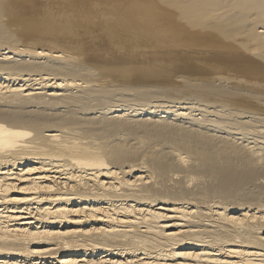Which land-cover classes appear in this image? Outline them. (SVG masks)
Masks as SVG:
<instances>
[{"label": "bare ground", "instance_id": "1", "mask_svg": "<svg viewBox=\"0 0 264 264\" xmlns=\"http://www.w3.org/2000/svg\"><path fill=\"white\" fill-rule=\"evenodd\" d=\"M33 1L0 0V264H264V0Z\"/></svg>", "mask_w": 264, "mask_h": 264}, {"label": "rangeland", "instance_id": "2", "mask_svg": "<svg viewBox=\"0 0 264 264\" xmlns=\"http://www.w3.org/2000/svg\"><path fill=\"white\" fill-rule=\"evenodd\" d=\"M47 1V2H46ZM86 1H88V4L90 5V7H88L89 5L87 4V2ZM120 1V2H119ZM129 1L130 0H116V1H114L113 2V6L111 5V8L110 9H108L109 8V4L107 3V1L105 2V0H39V1H33V2H38L39 4L41 3L43 6H44V10H45V7H46V11L48 10L51 14H53V15H56V14H61L62 13V11L63 12H67L68 13V11H69V14L71 13L74 17L73 18H75V17H77V18H75V19H77V21H80V20H85L84 19V17L86 16H88V14L89 13H86L85 14V12H88L89 10H91V9H93V11H89V12H92V15L91 14H89L90 16L89 17H87L88 18V21L89 20H91V22L90 23H92V21L95 23V24H98L100 21L99 20H101V16H102V14H103V16H113V15H115L114 13H115V11H117L116 12V14L118 13V10L120 9V4H118V3H121V11H123L124 10V7H125V10L123 11V12H129L130 10H131V4L129 3ZM140 1V0H139ZM141 1H146L147 3H150L151 2V0H141ZM46 2V3H45ZM91 2V3H90ZM93 2H95V5H94V3ZM99 3V6H100V4H101V6L102 7H99V6H97V4ZM103 3V4H102ZM105 3H107V4H105ZM117 4V6L115 5V4ZM40 4V5H41ZM81 4H82V6H81ZM87 4V5H86ZM127 4V5H126ZM133 4V3H132ZM47 5H49V6H47ZM85 5V7H83ZM94 5V6H93ZM51 6V7H50ZM80 6V7H79ZM91 6H92V8H91ZM103 6H104V8H106L105 10H103L104 8H103ZM106 6V7H105ZM108 6V7H107ZM115 6V7H114ZM128 6V7H127ZM130 6V7H129ZM76 7V8H75ZM80 9H82V10H78L79 8ZM83 7V8H82ZM88 9H87V8ZM97 7V8H96ZM117 7V8H116ZM123 7V8H122ZM69 8V9H68ZM73 8H74V10H73ZM78 8V9H77ZM84 8H86V10H88V11H86ZM89 8H91V9H89ZM94 8H96L97 10L98 9H100L99 11H97L96 9H94ZM103 8V9H102ZM114 8V9H113ZM116 8V9H115ZM127 8L129 9L128 11H126L127 10ZM53 9H54V11H53ZM112 9H113V12H112ZM70 10H72V11H70ZM84 10H85V12H84ZM108 10V11H107ZM111 10V12H109ZM115 10V11H114ZM82 11H83V13H82ZM96 11V12H95ZM102 11H104V12H107V13H103ZM74 12V13H73ZM78 12V13H77ZM99 12V13H98ZM108 12H109V14H108ZM56 13V14H55ZM80 13V14H79ZM96 13V16L94 15ZM111 13H112V15H111ZM85 15V16H82V18L83 19H81V16L79 17V15ZM119 14V13H118ZM76 15V16H75ZM98 15H100V16H98ZM98 17V18H95V17ZM90 17H94V20H93V18H91L90 19ZM80 18V19H79ZM79 19V20H78ZM74 22H76V20H74ZM18 27H20L21 28V26H19V25H17L16 26V30L18 29H20V28H18ZM21 30V29H20ZM28 35V34H27ZM30 37H32V35H29ZM29 36H26V37H28L29 38ZM34 37V36H33ZM156 49V48H155ZM159 49L157 50H154V53H155V56H157L156 58H159V59H161V52H159ZM159 55V56H158ZM130 57V56H129ZM128 57V59H131V60H134V58L132 59V57L131 58H129Z\"/></svg>", "mask_w": 264, "mask_h": 264}, {"label": "snow or ice", "instance_id": "3", "mask_svg": "<svg viewBox=\"0 0 264 264\" xmlns=\"http://www.w3.org/2000/svg\"><path fill=\"white\" fill-rule=\"evenodd\" d=\"M25 190H27V189H25ZM35 235V234H34ZM49 235H51V234H49Z\"/></svg>", "mask_w": 264, "mask_h": 264}]
</instances>
